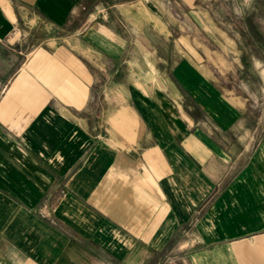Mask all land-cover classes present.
<instances>
[{
    "label": "crops",
    "instance_id": "obj_1",
    "mask_svg": "<svg viewBox=\"0 0 264 264\" xmlns=\"http://www.w3.org/2000/svg\"><path fill=\"white\" fill-rule=\"evenodd\" d=\"M0 264H264V0H0Z\"/></svg>",
    "mask_w": 264,
    "mask_h": 264
},
{
    "label": "rangeland",
    "instance_id": "obj_2",
    "mask_svg": "<svg viewBox=\"0 0 264 264\" xmlns=\"http://www.w3.org/2000/svg\"><path fill=\"white\" fill-rule=\"evenodd\" d=\"M193 7H189L188 9L191 11H195L197 6L204 8L205 10L209 11L211 13V10L215 12V19H205V31L209 34H200L199 38L202 40L209 48H217L220 44L223 45H233L234 42L233 40L231 41L228 39V35H223L219 34L218 29H213V27L217 28L220 27L224 30L227 29V19L222 18V11H219L218 7H213L211 8L210 4H192ZM166 9L168 11H172L174 13L175 10L178 9L177 4H168L166 5ZM161 11L163 12V5L162 4H157V12ZM158 21V20H157ZM168 26L173 29V37L172 40H175L176 37H179V34H175L177 32V28H180L181 26L184 27L182 32H185V30L189 32H195V28L197 27L196 25V20L195 19H185V20H179V19H168ZM215 31L212 33V31ZM189 37L195 38V34H189ZM231 39L234 38L233 35H229ZM242 38V37H241ZM243 40V39H242ZM237 43V42H235ZM169 47L174 51V41L171 43V45L164 44L163 42H159L157 44V51H156V56H155V62L156 63H162V61H159V59L163 58V55L165 52L169 51ZM257 52L253 51L251 54H256ZM146 69V71H145ZM163 67H154V66H148V68H144L142 66H139L138 69L136 68V74H139L141 76H144L143 74L146 73V75L149 74H159L161 71H163ZM246 74H250L252 82L251 84H246L247 86L250 87L251 93H252V98H251V104L253 110L258 109L260 106H263V83L260 81L259 75L257 71L255 70L254 67H248L246 68L245 71ZM246 87V86H245ZM241 91H244V88L241 89ZM248 92V89H246ZM256 104V105H255ZM255 108V109H254Z\"/></svg>",
    "mask_w": 264,
    "mask_h": 264
}]
</instances>
